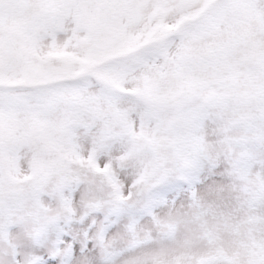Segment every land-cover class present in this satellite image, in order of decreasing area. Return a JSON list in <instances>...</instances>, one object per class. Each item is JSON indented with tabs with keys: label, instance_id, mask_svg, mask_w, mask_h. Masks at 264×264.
<instances>
[{
	"label": "snow or ice",
	"instance_id": "snow-or-ice-1",
	"mask_svg": "<svg viewBox=\"0 0 264 264\" xmlns=\"http://www.w3.org/2000/svg\"><path fill=\"white\" fill-rule=\"evenodd\" d=\"M0 264H264V0H0Z\"/></svg>",
	"mask_w": 264,
	"mask_h": 264
}]
</instances>
